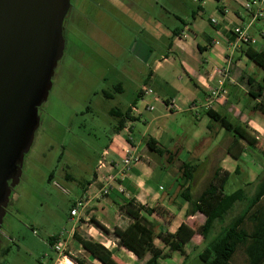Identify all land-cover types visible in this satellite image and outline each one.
Wrapping results in <instances>:
<instances>
[{"label": "rangeland", "instance_id": "1", "mask_svg": "<svg viewBox=\"0 0 264 264\" xmlns=\"http://www.w3.org/2000/svg\"><path fill=\"white\" fill-rule=\"evenodd\" d=\"M201 2L113 0L103 3L95 0L90 5L77 1L73 8L76 10L63 27L64 52L55 68L48 98L39 108V126L24 157L20 181L9 198L0 230V264H76L73 258L84 264H101L72 237L67 240L72 227L84 239L105 246L119 263L127 264L122 262V255H132L124 250L119 253L120 237L114 232L116 227L110 226L111 230L104 233L90 220L99 215L97 206L87 208L88 221L83 219L78 224L71 220L70 208L82 194L81 184L94 179L95 172L98 174V161H102L106 169L112 166L110 158L106 154L102 156L103 150L109 146L111 129L115 125V118L109 111L117 109L123 113L136 100L138 90L145 84L150 61L168 54L172 31L182 26L181 21L190 24L192 14L198 12ZM216 7V2L204 5L202 19L206 20ZM170 57L174 59L173 55ZM248 64L252 63L248 60ZM174 65L178 67L177 62ZM171 71L168 77L174 74ZM254 72L261 73V70L254 68ZM117 85L121 86V92L115 90ZM104 93L110 94L111 98H106ZM186 117L170 118L167 127H182L183 123L187 124ZM190 120L183 136L191 139L198 134V142L207 138L203 127L197 123L195 126ZM134 123L133 136L138 137L145 127L139 122ZM210 143V150L213 146L219 147L213 148L211 157L200 164L202 173L194 181V196L211 179L230 141L224 136L219 144L213 138ZM261 150L257 149L256 154H252L254 149L245 150L246 157L239 162L240 167H246L247 161L258 162L263 167L264 150ZM117 167L122 169V164ZM50 173L53 178L49 181ZM67 174L74 181L66 180ZM241 178L239 174L232 176L224 193L230 194L240 188ZM244 203H237L224 221L229 222L240 214L246 207ZM109 212L113 215L115 208L111 207ZM156 212L155 217L161 214L169 217L162 208ZM224 225L223 222L216 223V231L210 238L216 236L218 228ZM53 235L59 236L50 247L48 239ZM198 242L200 238L185 248L188 264H202L193 249ZM155 243L162 246L158 240ZM162 250L168 252L164 246ZM236 260L241 263V256L238 255ZM160 264H183V257L172 253Z\"/></svg>", "mask_w": 264, "mask_h": 264}, {"label": "crops", "instance_id": "2", "mask_svg": "<svg viewBox=\"0 0 264 264\" xmlns=\"http://www.w3.org/2000/svg\"><path fill=\"white\" fill-rule=\"evenodd\" d=\"M201 1L198 12L193 13L192 22L190 24L184 22L185 26L176 28L180 30V36L171 40V46L167 49L168 54L150 61L151 76L148 83L138 90L136 100L129 106L130 115L135 121L127 122L120 133H112L109 146L102 152V156L106 154L110 158L112 166L107 169L99 168L98 174L94 173V179L87 181L89 182L87 186L84 184L80 196L89 200L88 208L97 206L99 215L95 219L107 230H111L110 226L123 230L130 224V220L121 215L117 209L123 200L134 198L137 203L153 209L148 219L162 226L163 230L174 233L181 224L192 228L195 235L189 245L194 244V239L200 238V242L193 246L197 254L205 245L200 236L196 237L197 229L204 222V216L200 213L186 216L188 204L179 195V184L182 181L178 180L177 164L169 166L164 164L157 155L147 150L145 141L152 138L159 146L178 151L179 162L199 165L196 175L198 176L202 173L200 164L211 157L213 148L219 147L213 146L210 150L211 139L219 144L226 136L230 144L226 146L224 156L220 158L217 168L230 173L229 179L234 175H241L240 188L244 189L249 197L254 195L259 184L264 180V166L261 167L260 163L253 164L247 161L246 167H240L239 163L242 159L245 160V150L254 149L252 154H256L257 149L264 150V116L252 109L257 100H250L245 84L248 77L260 82L263 73L261 71L255 74L256 67L253 64L249 65L248 59L243 54L246 45L238 43L233 34L235 27L249 19L245 9L248 0H219L216 2V10L211 12L206 20L202 19L204 5L215 1ZM249 34L255 40V43L250 45L251 48L264 51V20L255 23ZM198 45L202 53L197 50ZM170 55H173L174 59ZM174 62H177L178 67H175ZM227 66L231 71L230 78L223 86L224 94L215 100L210 109H204L202 105L209 98L208 90L212 89L213 81L218 78L216 71ZM232 67L235 69L232 70ZM170 70L174 74L168 77ZM184 79L187 81L185 82ZM176 116L191 117L194 125L196 126L197 123L203 127L208 137L198 142L200 138L198 134H194L193 138L186 139L183 130L190 124V119L187 117L184 119L187 124L183 123L182 127L168 128V121ZM134 122H139L145 127V131L138 134V137L133 136ZM232 126H240L244 129L246 139H241L233 133ZM127 147L135 151L139 161L129 171L120 173L119 167L116 166L122 163ZM103 169L105 170L102 171ZM108 174L115 176L116 179V184L111 188L109 195L100 200L91 199L107 179ZM96 183L99 185L95 186ZM118 186L123 193L117 191ZM199 193L200 191L197 195ZM111 207L115 208L113 215L109 212ZM158 208L164 209L169 217L163 214L155 217ZM229 222L223 221L225 223L223 227ZM223 227L218 228L217 233ZM215 229L216 227L213 231ZM212 238L209 236V239ZM156 241H154L155 246L162 249L163 244L157 245ZM118 249L119 253H123L122 248ZM121 259L127 264H143V261H138L129 255H122Z\"/></svg>", "mask_w": 264, "mask_h": 264}, {"label": "trees", "instance_id": "3", "mask_svg": "<svg viewBox=\"0 0 264 264\" xmlns=\"http://www.w3.org/2000/svg\"><path fill=\"white\" fill-rule=\"evenodd\" d=\"M219 2V0H214ZM199 10V9H198ZM194 17V14L192 15ZM182 26L185 23L181 21ZM180 36V30L172 31L171 40ZM199 53H202L200 46H197ZM243 54L256 68L262 71V79L256 82L254 78L246 79L247 95L252 101H256L253 110L264 116V51L255 50L250 45H246ZM151 72L149 71L145 80L147 85ZM117 92H121L120 85L115 87ZM106 98H111L110 94L104 93ZM131 109L121 113L117 109H111L109 114L115 118V125L111 133L118 134L125 128L127 122L135 119L130 115ZM231 131L241 139H246L245 131L240 126H232ZM147 150L157 155L166 165L177 164L178 180L182 183L180 187V197L188 204L186 216L200 213L204 216V222L197 229V233L205 243L204 248L197 254V258L202 264H264V180L259 184L254 195L249 197L244 189H237L230 194L224 193V188L228 183L230 173L217 168L200 193L195 197L192 195V186L196 180L199 165L189 162H179L178 151H171L158 145V143L148 138L145 141ZM53 178L50 173L48 180ZM66 180L74 181L70 175H66ZM89 182L85 183L87 186ZM187 185L186 187H184ZM84 184H81V188ZM83 190V189H82ZM246 205L245 209L234 216L228 225L212 239H209L216 223H221L231 213L237 203ZM71 209V208H70ZM121 215L130 220V224L123 230L115 229V233L120 237L117 246L132 255L136 260L143 261V264H160L161 260L171 257L172 253H178L183 257V264H188V255L184 247L191 243L195 232L186 224H181L174 233H169L158 226L154 221L148 219L153 213V209L147 208L135 201L134 198L124 200L118 205ZM96 227L108 233L107 229L100 225L91 217ZM59 235H53L48 239V245L53 247ZM73 240L79 244L83 250L93 256L101 264H120L112 257L109 250L94 241L86 240L74 231ZM159 240L168 250L167 253L155 246L154 241ZM240 255L242 260L238 263L236 258ZM146 256H148L147 259ZM71 263L84 264L78 259L70 260ZM69 264V263H68Z\"/></svg>", "mask_w": 264, "mask_h": 264}, {"label": "water", "instance_id": "4", "mask_svg": "<svg viewBox=\"0 0 264 264\" xmlns=\"http://www.w3.org/2000/svg\"><path fill=\"white\" fill-rule=\"evenodd\" d=\"M68 0H0V230L63 56Z\"/></svg>", "mask_w": 264, "mask_h": 264}, {"label": "built area", "instance_id": "5", "mask_svg": "<svg viewBox=\"0 0 264 264\" xmlns=\"http://www.w3.org/2000/svg\"><path fill=\"white\" fill-rule=\"evenodd\" d=\"M246 12L249 16L247 22L240 24L233 29V34L235 35L237 42L241 45H253L255 40L251 38L249 32L255 23L264 20V0H248L245 5ZM217 79L213 81L214 86L212 89L208 90V100L202 105L204 109H210L212 104L217 98H220L224 94V83L230 78V70L227 66L226 68L216 71ZM130 140V139H128ZM129 143V142H128ZM139 161L138 155L132 148L127 147L125 150L124 157L122 159V169L119 170L120 173H124L130 170V168ZM98 167H103V162L98 161ZM115 176L108 174L107 179L103 182L102 186L97 190L95 194L91 197L94 200H100L107 197L111 191L113 185H115ZM117 186V185H116ZM117 191L123 193V190L118 186ZM88 201L85 197H80L74 201L69 216L71 220H75V223H80L81 220H87L86 211L88 208ZM74 228L70 229L67 234V238L72 237ZM60 246V245H59ZM58 249V247H55ZM63 249V248H62ZM68 257V256H67Z\"/></svg>", "mask_w": 264, "mask_h": 264}, {"label": "flooded vegetation", "instance_id": "6", "mask_svg": "<svg viewBox=\"0 0 264 264\" xmlns=\"http://www.w3.org/2000/svg\"><path fill=\"white\" fill-rule=\"evenodd\" d=\"M69 1V9H68V12H67V15L65 16L64 18V21H63V27L66 26V24L69 22V19H70V14L72 13L73 14V11H75L73 8L76 6V3L77 1L79 2V4H93L95 3V0H68ZM103 3H109L113 0H101ZM71 14V15H72Z\"/></svg>", "mask_w": 264, "mask_h": 264}]
</instances>
